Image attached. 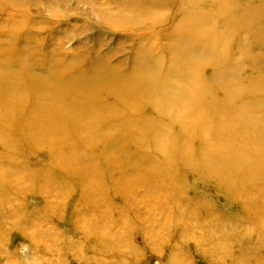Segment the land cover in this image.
<instances>
[{"label":"bare ground","instance_id":"6f19581e","mask_svg":"<svg viewBox=\"0 0 264 264\" xmlns=\"http://www.w3.org/2000/svg\"><path fill=\"white\" fill-rule=\"evenodd\" d=\"M107 1L118 7L109 16H115L111 22L120 28L150 34L172 22L165 32L146 37L160 39L167 31H174L169 44L172 58L162 64V58L154 55L156 49L139 50L132 71L122 74L110 68L109 58L103 57L89 70L75 71L66 85L59 75L52 84L38 87L24 69L20 75L5 72V76H0V124L8 125L0 126V142L9 145L14 155L23 160L25 154L45 150L47 164L59 167L62 182H67L66 178L72 181L75 174L74 186L83 190V195L86 185L81 174L88 164L83 166V160L69 159L68 154H99L96 157L100 163L93 167L96 172L132 164L119 163L122 156L134 159L139 166L138 175L125 184L148 186L151 193L137 198L130 192L124 196V212L109 207L108 212L103 210L98 215L96 211L92 216L95 218H90L95 222L91 230L100 237L104 251L117 252L133 222L149 232L154 229L149 225L153 226L158 217L161 230L181 231L183 235L191 229L198 244L221 258L227 256L223 251L237 247L241 261L264 264V93L257 94L264 89V68L259 65L260 59L250 56L253 48L264 49V0ZM161 11V17L152 13ZM244 34L252 36V45L245 51L240 50L249 43L241 39ZM227 40L233 42L227 44ZM206 41L211 45H202ZM233 43L239 50V57L235 55L238 59L232 58L229 51ZM246 56L251 58L253 76L246 75L243 67ZM123 137L128 142L113 154L112 144ZM21 142L29 147L27 153L18 151ZM144 148L158 155L149 158ZM22 163L8 164L5 172H0V182L25 185L26 178H31L32 184L40 188L38 182L51 179L50 166L44 173L27 177ZM182 173L193 174L202 181L224 180V187L219 189L240 205L241 213L236 219L239 223L228 226L224 236L218 238L214 236L219 225L211 228L214 234L202 230L195 233L193 229L199 227L195 210L188 214L190 202L186 207L181 202V192L187 187ZM96 186L101 189L99 184ZM87 207L98 208L92 202ZM140 211L144 219H140ZM110 212L120 215L119 219L127 213L133 221L123 219L116 224ZM208 221L211 222L206 216L200 226L209 225ZM88 231L80 228L82 234Z\"/></svg>","mask_w":264,"mask_h":264},{"label":"rangeland","instance_id":"374dc122","mask_svg":"<svg viewBox=\"0 0 264 264\" xmlns=\"http://www.w3.org/2000/svg\"><path fill=\"white\" fill-rule=\"evenodd\" d=\"M117 10L118 7L108 5L107 0H0V76H5V72L8 71L12 74L15 72L14 75H20L24 69L26 74L34 79L38 87L42 83L52 84L57 75L63 77L66 85L69 80L71 81L70 78L74 76L75 71L89 70L95 61L103 57L109 58L107 65L114 68V71L116 68L117 72L128 74L132 71L140 51L152 52L153 48L158 50H153L155 57L162 58V64L168 63L172 58L169 44L170 39L174 36V31H167L160 39L150 38L149 40L146 37L152 32L143 34L135 29L114 26L111 18L115 16L110 17L109 13H114ZM152 13L153 15L160 14L157 15L158 17L164 15L162 11ZM171 25L172 22H169L158 27L159 30L156 29L152 34H157L160 31L165 32ZM251 38V35H243L241 39H246L250 44L245 43L240 50L245 48V51L252 45ZM227 42L232 43L233 41L227 40ZM227 44L225 47L222 46V49L226 48ZM202 45H211V42L206 41ZM229 51L232 58L238 59L239 50L236 44H231ZM248 56L245 57L243 67L246 69V75L253 76V64L249 61L251 58ZM250 56L260 59L259 65L264 68V49L253 48L250 51ZM11 63L13 66L10 65ZM261 92L264 93V89L257 94H261ZM7 125L5 122L0 124L1 127ZM128 140L123 137L117 140L116 144H112L113 154L116 151L119 152ZM27 148L29 149L21 142L18 151L24 153ZM129 150L132 152L133 147ZM143 152L149 158L158 155L157 152L146 150V148L143 149ZM98 155L95 152H88V154L82 152L77 156L75 153H70L67 156L69 159L76 157L78 162L83 160L81 162L83 166L87 164L90 166H85L86 170L81 174L86 185L85 195H83L84 191H79L74 186L75 174L71 176L73 182L67 178L66 181L69 183L62 182L63 178L59 173V167L47 164L49 157L45 150L41 149L31 154H25L23 160V157L14 155V151L9 145L0 142L1 173L5 172L6 166L12 161L17 163L23 161L22 165L26 169L27 177L33 176L37 172L44 173L49 166L51 177V179H43L38 182L37 186L40 188H36L35 184H32L31 178H26L23 182L25 185L22 183L18 185L15 182L11 184L0 182V264H120V262L121 264H248L239 259L237 247L223 251L227 254L224 258H221L220 254L213 250L209 252L205 245L198 244L196 237L191 236L194 234L191 229L183 235L180 233L181 231L161 230L158 223H162V221L160 222L158 217L155 218L153 226L149 225L154 228H150L153 230L152 233L151 230L143 231L138 223L133 222L129 231L120 241L119 248L117 247L119 254L112 250L104 251L101 247L100 237L92 231L95 222L91 219L95 218L92 217L95 216V212L97 211L99 215L109 207L113 209L112 211L124 212L123 201L126 194L131 192L137 198H144L151 191L148 190V186L138 188L134 182V187L129 185L130 183L125 184L127 181L136 179V174L138 175L139 169L137 168L139 166L132 157L122 156L121 162H119L123 164L130 161L132 164H123L118 169L112 166L106 170L108 172H96L93 167L100 163L97 162L99 158L96 156ZM113 164L116 166L117 163L114 161ZM182 175L184 176L183 182L187 187L181 192V202L184 207H186V203L190 202L191 207H187L188 214L195 210L199 226L193 229L195 233L202 230L211 235V233L214 234L213 231L211 232V228L219 225L214 236L218 238L219 235L224 236L223 233L228 231V226L239 223L236 219L241 213L240 205L233 198H229L226 191L219 189L221 186L224 187V180L202 181L193 174L182 173ZM2 177L6 176L1 175ZM98 184L101 189H96ZM82 196H84L83 199L94 203V207L98 206V210L88 208L87 206L91 202L88 203L86 200L87 204L81 199ZM92 198L96 200L92 201ZM107 201H109L108 204H106ZM140 212V219H144L143 212ZM175 215L178 217V214ZM109 216L116 224L123 219H132L133 221L132 216H128L127 213L121 215L124 217L122 219H119L120 215L113 216L111 212ZM206 216L211 222L208 221L210 224L202 228L200 225ZM80 228L89 231L82 234ZM114 231L116 232L117 229L114 228ZM145 234L148 235L145 236ZM55 240L57 241L54 242ZM116 260L118 261L116 262Z\"/></svg>","mask_w":264,"mask_h":264}]
</instances>
